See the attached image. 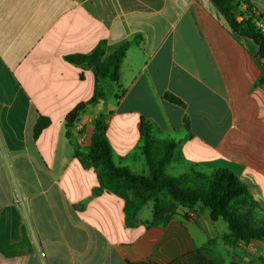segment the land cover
Segmentation results:
<instances>
[{"label": "crops", "instance_id": "0c3cea01", "mask_svg": "<svg viewBox=\"0 0 264 264\" xmlns=\"http://www.w3.org/2000/svg\"><path fill=\"white\" fill-rule=\"evenodd\" d=\"M238 1L264 21V0ZM100 41L108 54L132 43L120 66L123 93L105 111L88 106L71 131L74 145L89 148L102 113L114 163L147 175L144 121L156 140L177 143L167 175L227 169L264 209V61L208 0H0V264H167L196 248L209 256L223 242L226 223L211 222L199 204L147 227L148 201L127 226L124 200L94 193L96 173L74 156L64 128L65 116L92 97L94 75L65 56ZM40 117L49 123L34 138ZM222 248L229 259L213 264L264 260L259 241Z\"/></svg>", "mask_w": 264, "mask_h": 264}, {"label": "trees", "instance_id": "16d2710c", "mask_svg": "<svg viewBox=\"0 0 264 264\" xmlns=\"http://www.w3.org/2000/svg\"><path fill=\"white\" fill-rule=\"evenodd\" d=\"M229 29L239 38L253 42L256 56L264 61V33L257 27L263 21L262 16L255 13L252 5L243 1L245 9H240L238 0H208ZM132 43L124 42L113 52L107 53L106 41H100L90 53L65 56V60L73 65L91 69L94 75L92 97L77 104L64 119L65 136L73 147L74 156L84 167L91 166L97 176L98 188L111 192L124 200V215L127 226L137 223V214L148 202H152L151 219L145 222L147 227L164 225L169 222L180 208L191 209L199 204L209 210L211 222L221 218L227 225V232L222 240L225 244L245 245L250 241L264 244V209L249 195L246 187L227 169H218L210 174L191 171L178 178L165 173V167L173 157L177 143L173 140H156L151 133V125L142 121L140 135L142 138L141 153L148 174H136L127 167L114 163L111 149L104 136L105 124L102 113L93 120L94 133L87 150L74 145L71 131L88 106L100 103L102 111L111 99H117L123 91L119 86L120 66L128 47ZM264 83V76L258 84ZM170 103L184 107L183 102L170 93L164 94ZM46 118L40 117L33 129V137L48 125ZM185 130L189 131V123L183 118ZM182 216H185L183 214ZM264 264L263 259H259ZM214 260L202 249L179 256L167 264H213ZM125 264H157L152 261L126 262Z\"/></svg>", "mask_w": 264, "mask_h": 264}, {"label": "rangeland", "instance_id": "374dc122", "mask_svg": "<svg viewBox=\"0 0 264 264\" xmlns=\"http://www.w3.org/2000/svg\"><path fill=\"white\" fill-rule=\"evenodd\" d=\"M221 229L219 226L216 227V231L219 232ZM222 245H225L221 240H218L214 243L211 244V252L209 254V257L216 258L217 260H222L229 259V254L225 255L224 253V248H222ZM248 244H245L247 246ZM225 250L229 251V248H226ZM217 264V263H214ZM226 264V263H222Z\"/></svg>", "mask_w": 264, "mask_h": 264}, {"label": "built area", "instance_id": "2783aa9c", "mask_svg": "<svg viewBox=\"0 0 264 264\" xmlns=\"http://www.w3.org/2000/svg\"><path fill=\"white\" fill-rule=\"evenodd\" d=\"M257 27L260 29L261 32L264 33V21L257 22ZM22 202H24V198L22 197Z\"/></svg>", "mask_w": 264, "mask_h": 264}]
</instances>
